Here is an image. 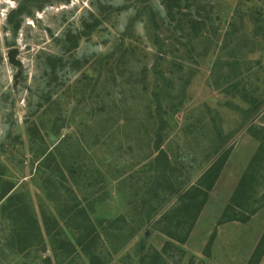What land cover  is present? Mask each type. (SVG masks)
I'll list each match as a JSON object with an SVG mask.
<instances>
[{"label":"rangeland","instance_id":"obj_1","mask_svg":"<svg viewBox=\"0 0 264 264\" xmlns=\"http://www.w3.org/2000/svg\"><path fill=\"white\" fill-rule=\"evenodd\" d=\"M23 1L0 0V264H248L264 176L241 220L221 218L258 147L248 127H264V24L254 35L239 18L264 2L203 0L208 30L235 31L219 56L190 58L195 39L172 32L162 0ZM152 8L171 25L157 31L167 58L145 28ZM226 153L192 221L185 194ZM78 206L99 231L87 251Z\"/></svg>","mask_w":264,"mask_h":264},{"label":"trees","instance_id":"obj_2","mask_svg":"<svg viewBox=\"0 0 264 264\" xmlns=\"http://www.w3.org/2000/svg\"><path fill=\"white\" fill-rule=\"evenodd\" d=\"M30 1V0H24L23 2ZM150 0H136V6L140 7ZM202 1L203 0H162L161 3L165 5L166 9V17L171 18V20L175 19L176 13L179 14L176 18L177 24H175L172 28V32L175 34L176 32H183L184 35H187L189 39H192V37L195 39L194 42L190 43V48L187 52V57H194L195 53L197 56L202 55H208L211 51L212 53L215 52L214 49L217 47V56L220 55L224 50H226L230 44L228 42V38L230 35H234L232 33V30L235 31L233 28L230 31L227 30L223 34H220L217 32L216 29H213L211 31L208 30V25L210 27V24H206V20L210 18V15L208 12H206L205 16L203 15V12H200L202 7ZM264 2V0H262ZM22 2V4H23ZM149 7V6H148ZM193 8L197 10L195 12V15L192 17L190 13V9ZM142 9V8H141ZM188 10V11H187ZM20 11V7L13 12V15L11 18V21L13 22L18 15ZM192 11V9H191ZM204 11V10H203ZM264 7L258 6L257 4L250 5L246 10L240 11V20L242 24H253V34L257 35L259 31L262 29L260 24H264ZM148 20L147 23L152 22L153 24H146L145 28L147 29L148 33H151L152 35L151 39L153 38L155 41V44L159 47L158 52L163 55L160 57H164L168 55H171L173 52L177 51L176 48H172L171 50V44L168 45V47L164 46V42L160 40L158 36V29L161 26L167 27V30L171 32V25L170 24H164V19L160 17L161 24H158V11H156L155 8L148 9ZM167 22V21H166ZM19 26V23L16 21L13 27L14 32L17 31V28ZM263 26V25H262ZM199 47V48H198ZM170 48V50H168ZM213 50V51H212ZM163 59V58H162ZM166 60V59H164ZM159 62V61H158ZM229 66H233L230 62H225ZM219 64V63H217ZM236 68V67H235ZM156 72H159V69L156 70ZM234 90L237 89V87H232ZM254 98V97H253ZM255 99V98H254ZM262 102L258 103L257 106H261ZM259 109V108H258ZM256 112V110H254ZM161 124L159 126L158 131L156 132L157 137V145L156 147H159V141H160V131L162 130L163 126L166 125V121L161 118ZM248 132L251 133V135L258 141V147L251 157L249 164L244 171V173L241 175L237 186L231 195L229 205L227 206V209L225 210V214L223 215V218H221V221L225 220H241L240 218V212L237 211L238 209H242L247 205L249 202L248 199L251 197V193L255 190L256 184L260 182V179L264 176V127L256 126L254 124H251L248 127ZM163 152H161L162 154ZM226 154H222L203 174V176L199 179V182L196 186L191 188L189 191L186 192L185 195H188L190 198V203L185 206V210L190 211L192 214V221L195 220L197 217V214L199 213L201 207L204 205L206 198L208 196V191L213 187L221 169L223 166V163L226 159ZM45 158L47 160H53V153H48ZM55 162V160H54ZM56 167L59 171H61V165L56 164ZM202 186L203 188H201ZM185 202H183V205ZM231 210V212L228 213V211ZM253 212V211H252ZM75 216L76 220L78 221L76 228L81 231L83 225V229L86 232V235L81 231L80 238L78 240V243H82L85 241V246L83 245V250L90 246H93L95 244L96 239L99 237V231L96 228V225L94 224V221L89 217L88 212L85 210L84 207H76L75 210ZM85 235V240L82 241L83 237ZM82 246V244H81ZM87 251V250H86ZM264 253V231L262 232V235L255 247V250L253 254L251 255V258L249 260L248 264H257L261 258V256ZM90 262L92 264H95L96 256L94 254H89Z\"/></svg>","mask_w":264,"mask_h":264},{"label":"water","instance_id":"obj_3","mask_svg":"<svg viewBox=\"0 0 264 264\" xmlns=\"http://www.w3.org/2000/svg\"><path fill=\"white\" fill-rule=\"evenodd\" d=\"M6 55L8 62L15 68V74L13 75V89L15 90L23 72V62L18 57L19 48L16 46L9 48Z\"/></svg>","mask_w":264,"mask_h":264}]
</instances>
